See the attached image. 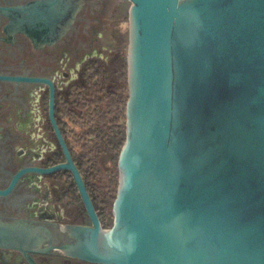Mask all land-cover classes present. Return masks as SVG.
Returning <instances> with one entry per match:
<instances>
[{
    "label": "water",
    "instance_id": "obj_1",
    "mask_svg": "<svg viewBox=\"0 0 264 264\" xmlns=\"http://www.w3.org/2000/svg\"><path fill=\"white\" fill-rule=\"evenodd\" d=\"M123 1L125 139L109 227L56 121L53 84L11 77L49 84L48 119L64 160L18 170L0 193L26 172L67 171L89 223L67 224L61 232L73 241L36 250L24 245L39 233L7 227L0 246L29 264H38L29 252L51 249L91 264H264V0ZM61 4L24 7L33 19L21 28L59 37L76 13L61 22Z\"/></svg>",
    "mask_w": 264,
    "mask_h": 264
},
{
    "label": "flooded vegetation",
    "instance_id": "obj_2",
    "mask_svg": "<svg viewBox=\"0 0 264 264\" xmlns=\"http://www.w3.org/2000/svg\"><path fill=\"white\" fill-rule=\"evenodd\" d=\"M43 1L46 0H0L1 191L20 169L47 167L64 160L59 148L62 160L51 162L56 158L59 145L48 119L49 84L14 78L41 77L51 81L55 89V118L59 116L64 120L66 127L59 128L67 133L69 140L68 134L80 130L75 129L77 125L69 118L75 111L71 98L81 66L91 59H104L99 56L105 53L99 45L104 5L101 0H64L65 4L60 7L66 13L61 22L69 20L74 7L76 13L71 25H66L59 37L56 32L34 33L21 28L22 22L33 19L23 8ZM36 10H43L41 4ZM58 100L68 101L65 110L58 109ZM66 186L56 173L26 172L10 192L0 193V242L4 241L1 237L7 227L28 228L39 233V239H31L24 245L32 250L73 241L61 232L64 227L87 223L82 206L74 202ZM29 254L38 264H47L51 261L48 256L60 253L51 249L49 253ZM76 261L78 259L67 256L63 259L65 263ZM0 264L29 263L19 250L0 246Z\"/></svg>",
    "mask_w": 264,
    "mask_h": 264
},
{
    "label": "trees",
    "instance_id": "obj_3",
    "mask_svg": "<svg viewBox=\"0 0 264 264\" xmlns=\"http://www.w3.org/2000/svg\"><path fill=\"white\" fill-rule=\"evenodd\" d=\"M130 2L118 0L116 10L112 13V25L128 20ZM121 41H128V30L123 31ZM72 103L75 111L69 120L80 130L68 134L62 130L72 157L84 179L97 211L102 227H109L111 222V205L118 186L117 156L125 139V101L127 100V61L125 55H119L106 62L91 59L80 69L79 78L74 84ZM68 102V101H67ZM66 101L58 100V109H66ZM57 118L59 126H65L64 120ZM121 119L123 121H121ZM73 143V144H72ZM77 146L74 150L73 146ZM62 154L58 147L56 158L51 162L61 161ZM103 166L108 184L102 190L97 186L96 177L99 167ZM56 175L72 194L74 202L80 204L86 215L76 186L69 172L59 171ZM47 264H91L78 260L76 263L63 262L60 254L48 256Z\"/></svg>",
    "mask_w": 264,
    "mask_h": 264
},
{
    "label": "rangeland",
    "instance_id": "obj_4",
    "mask_svg": "<svg viewBox=\"0 0 264 264\" xmlns=\"http://www.w3.org/2000/svg\"><path fill=\"white\" fill-rule=\"evenodd\" d=\"M104 4L101 10L102 20L99 24L102 28V34L100 37V44L104 50V54H100L99 56H103L106 62H109L111 59H114L119 55H125L127 61V51H128V41L123 44L121 41V35L123 31L128 30V20L125 22H121L118 25H112L111 15L113 13V7L118 3L117 0H101ZM130 6V5H129ZM129 9V8H128ZM96 51L94 50L93 53ZM124 120V119H123ZM121 119V121H123ZM75 129H79L78 126H75ZM103 166L99 167V173L96 177L97 186L102 190L105 185L108 183V178L105 175V171L103 170ZM111 211V209H110ZM112 217V216H111ZM81 218V217H80ZM111 223V222H110Z\"/></svg>",
    "mask_w": 264,
    "mask_h": 264
},
{
    "label": "crops",
    "instance_id": "obj_5",
    "mask_svg": "<svg viewBox=\"0 0 264 264\" xmlns=\"http://www.w3.org/2000/svg\"><path fill=\"white\" fill-rule=\"evenodd\" d=\"M73 147H74V150H77V147L75 145Z\"/></svg>",
    "mask_w": 264,
    "mask_h": 264
}]
</instances>
